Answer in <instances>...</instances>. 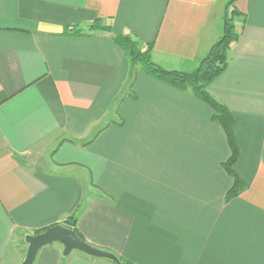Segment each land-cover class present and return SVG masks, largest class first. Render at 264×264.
Segmentation results:
<instances>
[{"label":"crops","instance_id":"crops-1","mask_svg":"<svg viewBox=\"0 0 264 264\" xmlns=\"http://www.w3.org/2000/svg\"><path fill=\"white\" fill-rule=\"evenodd\" d=\"M228 1L0 0V264L75 213L85 241L135 264H264V0H236L239 38L208 88L236 119L246 186L231 197L212 108L133 71L114 40L154 41L156 63L193 71ZM63 252L34 264H113Z\"/></svg>","mask_w":264,"mask_h":264},{"label":"trees","instance_id":"trees-1","mask_svg":"<svg viewBox=\"0 0 264 264\" xmlns=\"http://www.w3.org/2000/svg\"><path fill=\"white\" fill-rule=\"evenodd\" d=\"M235 2L236 0L228 1L224 16L223 34L217 41H215L209 52L200 60L198 66L193 71L166 69L156 63L151 56L154 41L148 42L146 46L142 47V45H140L131 34H121L114 37L115 42L127 52L133 71L134 68L140 67L146 73L169 85L181 90H191L194 95L206 102L212 108L213 119L224 129L231 148V155L228 160L224 162V168L234 178L233 186L228 191L227 197L238 194L241 191V188L246 186L234 168L239 157V146L234 130L236 119L225 104L211 95L208 88L209 85L227 68L229 50L239 38L235 19L237 16L244 14L238 10ZM96 28L104 31H111V26L109 25L94 23L91 26V29ZM77 33H81V31ZM63 224L73 229L79 237L84 239L77 228V213L69 215L63 221ZM50 227L51 226L37 230L34 234L44 232ZM112 262L113 264H135L120 257H118L117 261L112 260Z\"/></svg>","mask_w":264,"mask_h":264},{"label":"water","instance_id":"water-1","mask_svg":"<svg viewBox=\"0 0 264 264\" xmlns=\"http://www.w3.org/2000/svg\"><path fill=\"white\" fill-rule=\"evenodd\" d=\"M25 240L28 243V249L21 264H34L40 249L54 242H60L64 245V255H68L73 250H79L93 257L106 258L113 261L118 259L111 252L91 245L79 237L73 229L61 223L55 224L39 234H28Z\"/></svg>","mask_w":264,"mask_h":264},{"label":"rangeland","instance_id":"rangeland-1","mask_svg":"<svg viewBox=\"0 0 264 264\" xmlns=\"http://www.w3.org/2000/svg\"><path fill=\"white\" fill-rule=\"evenodd\" d=\"M235 23H236V19H235ZM137 68V67H136Z\"/></svg>","mask_w":264,"mask_h":264}]
</instances>
